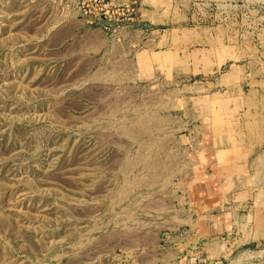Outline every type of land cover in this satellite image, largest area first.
<instances>
[{
  "label": "rangeland",
  "instance_id": "rangeland-1",
  "mask_svg": "<svg viewBox=\"0 0 264 264\" xmlns=\"http://www.w3.org/2000/svg\"><path fill=\"white\" fill-rule=\"evenodd\" d=\"M216 261L264 264V0H0V264Z\"/></svg>",
  "mask_w": 264,
  "mask_h": 264
},
{
  "label": "crops",
  "instance_id": "crops-1",
  "mask_svg": "<svg viewBox=\"0 0 264 264\" xmlns=\"http://www.w3.org/2000/svg\"><path fill=\"white\" fill-rule=\"evenodd\" d=\"M205 148L200 152L199 163L196 162V172L192 175V179L188 183H192L190 189V209L192 211L193 220L188 219L192 224L193 231H197L200 234L205 232L210 233H224L229 228L226 224L222 225L221 220L228 214H219L217 201L220 198L221 202L225 200L224 194H221V190L218 186H227L233 183V175L231 169L237 168L231 165L227 159L219 158L218 151L215 146L207 143ZM253 163V162H252ZM252 167H256L255 164L250 165L249 161L240 166V169H246L249 171ZM239 168V167H238ZM233 180V181H232ZM221 205V204H220ZM226 209V202L222 204ZM221 207V206H220Z\"/></svg>",
  "mask_w": 264,
  "mask_h": 264
},
{
  "label": "built area",
  "instance_id": "built-area-1",
  "mask_svg": "<svg viewBox=\"0 0 264 264\" xmlns=\"http://www.w3.org/2000/svg\"><path fill=\"white\" fill-rule=\"evenodd\" d=\"M215 263L217 264L218 262L216 261ZM215 263H214V264H215Z\"/></svg>",
  "mask_w": 264,
  "mask_h": 264
}]
</instances>
